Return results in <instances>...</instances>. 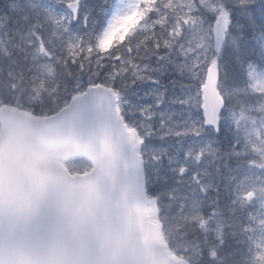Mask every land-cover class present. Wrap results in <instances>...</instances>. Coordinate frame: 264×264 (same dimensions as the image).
<instances>
[{"label": "snow or ice", "instance_id": "1", "mask_svg": "<svg viewBox=\"0 0 264 264\" xmlns=\"http://www.w3.org/2000/svg\"><path fill=\"white\" fill-rule=\"evenodd\" d=\"M0 264H264V0H0Z\"/></svg>", "mask_w": 264, "mask_h": 264}]
</instances>
